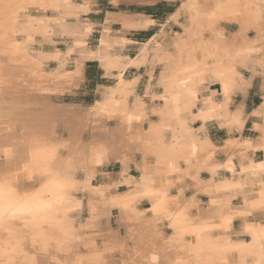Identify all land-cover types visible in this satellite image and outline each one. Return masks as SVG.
<instances>
[{
	"label": "bare ground",
	"instance_id": "bare-ground-1",
	"mask_svg": "<svg viewBox=\"0 0 264 264\" xmlns=\"http://www.w3.org/2000/svg\"><path fill=\"white\" fill-rule=\"evenodd\" d=\"M91 1L14 0L21 5L41 4L49 7L17 10L11 14L10 21L5 20L0 12V80H6L5 85L0 87V148L13 146L17 150L16 159H0V175L20 168L26 159L23 142L31 132H54L55 139L66 144L61 155L66 160L71 158L73 169L80 166L82 154L88 155L87 167L93 169L90 185L98 191L81 194L90 195L93 201H100L91 205L99 211L93 214L90 201L81 200L86 211L82 218H79V210L74 214L77 219L73 227L77 232L73 236L79 237V240L73 239L70 245L72 251H59L53 247L43 252L37 248L35 259L45 264H58L60 260L90 264V258L99 254L108 264H179L188 259V253L179 249L185 244H195L196 236L190 233L181 238L176 228L165 227L169 224L168 220H157L156 214L150 211L156 197L142 195L146 187L140 179L144 175L145 156L148 157L152 175L163 174L168 179L175 177L183 185V191L177 184L168 187L167 191L170 197L191 201L189 212L194 220L199 217L200 220L219 223L218 216H209L204 210L227 204L240 207L244 204L245 195L250 199H259L264 187V171L260 169V165L264 164V115L259 114L264 108V98L251 110V115L257 113L253 115V126L257 131L252 138L241 135L245 124L244 99L233 105L236 90L244 84L239 64L247 61L251 47L227 54L229 48L225 52L217 42L225 35L222 23L237 22L239 33L255 32L253 38L249 37V44L256 47L255 42L264 36L258 22L260 8L244 5L258 6L264 0H184L171 17L174 21L183 18L182 27L188 38L183 37L185 33L181 36L179 32L173 36L167 21L145 41L134 58L124 53L127 39L123 32L126 28L147 27L148 18L125 11H108L97 45L88 47L83 40L90 33V25H84L81 16L90 10ZM205 2L210 5L207 9L192 7ZM53 4L56 5L55 9L51 7ZM217 5L229 7L217 10ZM235 5L238 6L232 7ZM116 23L119 27L112 29ZM165 27L167 31L163 30ZM202 30H209L215 37V43H203L199 39ZM52 34L65 42L64 50L50 41ZM69 40L72 42L69 43ZM47 41L50 44L45 46L43 43ZM35 42L39 43V49L33 48ZM259 50L260 54L256 57L261 68L264 45ZM70 59L76 62L73 71L65 70ZM86 59L98 61L104 76L114 78L115 83L104 87L100 99L91 106L52 101L55 94L75 85L82 62ZM50 63L56 64L53 70H49ZM149 64L160 67L157 80L153 83V74L148 72L150 77L144 96L137 97L131 105L130 99L139 76L134 74L131 78H125V74L129 69ZM203 65H207V68ZM186 69L192 72H186ZM230 69H235V73ZM233 80L238 82L234 86L231 83ZM208 83L218 84L219 87L204 94L203 89ZM225 83L229 84L227 96ZM262 85L264 88V80ZM143 97L150 100L148 111ZM109 113H112L111 117ZM129 116L139 119H133L129 125ZM196 121L200 122L198 127L194 126ZM209 123L227 129L228 136L222 145H217L205 133ZM234 130L239 135L233 134ZM94 139L103 140L109 148L110 158L99 165L91 162L90 145ZM219 151L223 153V158L219 157ZM258 151L263 152L261 160L256 158ZM115 163L120 165L119 175L114 178L108 174L106 180L93 183L100 169ZM129 164L138 170L137 177L127 173ZM205 164L208 166L202 167ZM253 168L255 171H252ZM73 175L82 180L88 174L74 170ZM16 181L20 192H30L39 187L42 178L30 180L28 174L21 171ZM120 184L125 187L124 191L119 190ZM233 184L238 187L230 186ZM217 187L220 188L218 193L215 191ZM77 194L74 193L80 199L81 196ZM203 196L207 197L205 205L201 204ZM239 197L241 202L236 205L234 201ZM213 199L217 200V204H212ZM142 200H147L149 206L140 208ZM125 204L127 207L123 206ZM112 218H115L114 224ZM238 219L240 228L235 230L234 223ZM242 226L240 218H235L228 226V231L232 233L228 238L234 243L244 241L243 235H236ZM219 235L220 231L214 230L201 237L204 241L201 264H209L212 259L232 258L250 264L260 259L250 250H239L234 257L232 253L226 256L224 252L216 250L213 242V238ZM89 244L96 247L90 248ZM16 255L20 256V264H30L32 261V253L27 257L19 253Z\"/></svg>",
	"mask_w": 264,
	"mask_h": 264
},
{
	"label": "snow or ice",
	"instance_id": "snow-or-ice-1",
	"mask_svg": "<svg viewBox=\"0 0 264 264\" xmlns=\"http://www.w3.org/2000/svg\"><path fill=\"white\" fill-rule=\"evenodd\" d=\"M163 3V0H160ZM171 6V5H169ZM238 5L232 6L237 7ZM49 5L41 4H32V5H21L14 2V0H0V12L3 13L5 20L10 21L12 19L13 13L17 10L27 11L29 8L39 10L41 8H47ZM52 8H56V5H51ZM197 9L203 8L207 9L210 5L205 2L203 5H194ZM226 5H217V10L225 9ZM244 7L254 8L259 7L260 12L258 15V22L261 27L264 28V2L257 5L245 4ZM142 24L145 21H141ZM160 23L163 24V18H160ZM149 34L157 30V17L152 16L147 21ZM168 27H171V21L168 22ZM167 31V27L163 29ZM200 40L204 39L203 33L199 36ZM151 43V42H149ZM261 68H264V59L261 60ZM207 68V65H203ZM186 72L191 73V69H186ZM232 73H235V69L229 70ZM204 73H197V75H203ZM217 75L223 76L224 73H218ZM255 77H260L264 80V71L256 72L253 70V76L250 79ZM186 82V81H185ZM6 80H0V87L4 86ZM232 85L234 86L237 81L233 80ZM225 95H228L229 84L225 83ZM257 113H253L256 115ZM260 115H264V108L259 112ZM111 117L112 113L108 114ZM133 119H139V117H128L129 125ZM32 136L43 137L47 140L55 138L54 132L51 131H41L35 130L29 134L27 139ZM27 139L23 142L24 145L27 142ZM91 149V162L94 164H102L106 158H110L109 148L103 140L94 139L90 145ZM195 154V153H193ZM83 158L80 162V166L73 171H80L87 173V178L78 180L75 178L74 183L64 185L65 188H71L73 194L68 196L67 199L63 196L60 197V201L65 203L67 206L63 209L61 213L51 215V216H42L37 217L33 216L31 219H24L18 217L16 212L9 214L7 218L4 217L3 212L0 211V264H20V256L16 255L19 253L22 256H29L32 253V264H45L44 261L35 259V253L37 248L40 251L47 252L49 249L55 247L59 251L71 252L72 248L70 247L73 239L79 240V237L73 236L77 229L73 227L76 223L77 217L74 214L77 211H80V217L82 218L83 213L86 211L81 204V200L90 201L91 212L97 214L99 209L92 207L93 204H99L100 201H93L90 195L81 196L80 199H77L74 193H89L97 192L98 189L92 188L90 185L91 181V171L87 167L89 163V157L86 153L82 154ZM65 158L60 155L57 157L54 167L58 171L67 176L69 174V169L65 167ZM71 161V158L67 159ZM231 163V161H229ZM205 164L202 167H207ZM260 169L264 171V164L260 165ZM234 171V169H233ZM252 171H255L253 168ZM28 179H33L36 177L40 179L41 176L39 172L35 174L32 171H28ZM141 181L146 185L142 195L144 197L155 196L156 200L153 202L150 211L156 214V219L164 218L169 221V224L165 227H174L179 232L180 237L183 238L188 234H194L196 236L195 244H185L183 248L179 249L180 251L188 253V259L186 261L179 262V264H201L200 254L202 251V241L201 237L206 233H211L214 230H219L221 235L213 238V242L216 245V250L224 252L227 256L228 253H232L234 257L235 253L239 250H250L254 255H258L260 259L258 261L253 260L250 264H264V187L259 194V199H250L247 195L244 196V204L240 207H236L233 204L227 205H218L214 209H205V213L212 217H219L220 222L215 223L214 220H200L197 217L195 220L189 212V207L191 201L187 198H177L170 197L167 191L168 187H171L173 184H177L181 187L183 191V185L179 181L172 177L168 179L165 175H152L150 173V165L148 163V157L145 156V169L144 175L141 176ZM264 179V177H262ZM42 183V181H41ZM43 187H47V184H43ZM232 187H238V185H230ZM158 189V190H154ZM215 191L220 192V188L217 187ZM106 198V197H105ZM192 200H195V196L192 197ZM113 203H116L113 201ZM212 204H217V200L213 199ZM127 207V204L123 205ZM73 214V215H70ZM235 218H240L243 222V226L240 232L236 233L237 236L243 235L244 241L239 243H234L228 237L232 234L228 231V226L233 223ZM199 220L197 223L196 221ZM16 222H19L17 224ZM83 225L81 226V230ZM250 238V243L248 239ZM222 241V242H221ZM83 243H88L84 241ZM90 248L96 247L95 245L89 244ZM108 247V245H105ZM258 249V251H257ZM155 259V257L153 258ZM58 264H72L70 260H60ZM90 264H108L107 261L103 260L99 254H95L90 258ZM209 264H249L248 261L237 262L234 258L232 259H221L219 261L212 259L209 261Z\"/></svg>",
	"mask_w": 264,
	"mask_h": 264
},
{
	"label": "rangeland",
	"instance_id": "rangeland-1",
	"mask_svg": "<svg viewBox=\"0 0 264 264\" xmlns=\"http://www.w3.org/2000/svg\"><path fill=\"white\" fill-rule=\"evenodd\" d=\"M111 1L113 3H116L118 0H111ZM73 2L79 3V2H84V0H73ZM183 3H184V0H174L172 2L173 7L177 10L182 6ZM133 9H134V7L129 6L128 4H119V5L118 4L117 5L111 4L110 0H92L90 10L81 16V21L83 22V24L84 25L85 24L90 25V27H89L90 33L87 36V38L83 40L84 44L88 47H94L97 45V41H98L97 39L100 37L101 30L103 27L102 25H103L106 13L108 11H129V10H133ZM90 20L97 22V24L95 26H93L92 23L88 22ZM182 21H183V18H180L178 21H175L172 24V26L170 28L171 34L173 36H175L179 32V35H181V36L184 35L183 36L184 38H188V34L183 31L184 29L182 27ZM165 22L166 21L163 18V23H165ZM160 26H161V23H160V19H159L157 22V25H156L157 30L153 31L152 35L156 34L159 31ZM118 27H119V25L114 24V25H112L111 28L117 29ZM222 28L225 30V35L223 36V39L221 41L217 42V44L221 48V50L225 51L226 48L227 49L229 48V50L226 49L228 52L225 51V52H227V54H229L230 52H235L238 50L240 51V50L246 49L248 47H251L250 48L251 52L249 51V57L247 58V61L245 60L244 62H241L239 64L240 71H241L242 76L244 78V84H242V86H240L236 90L233 105H235L236 103H238L239 101H241L243 99L247 100V106H246V109L244 110V117H245L246 123H245L243 131L241 132V135H243L244 138L245 137L246 138H250V137L252 138V137L256 136L257 130L253 126L254 125V117H253V115H251V110L263 100V98H264V90L263 89L264 88H262V86H263L262 85V79L260 77H255L253 79H250V77L253 76V70H255L256 72H261V68L257 63V57L256 56L258 53L260 54L259 49H261L262 45H264V36H263V38H260L261 40L259 39L255 42L254 45L256 47H254V46H251V44H249L250 38H253L255 36V32L253 30L252 31L250 30L247 34H241V33H239V25L237 22L222 23ZM263 30H264V28H263ZM208 31L202 30V33L204 35V39L202 40L203 43H207V44L213 43V42L215 43V37L213 36V34L210 31H209L210 33H208ZM183 33H185V34H183ZM241 35H242V37H241ZM237 36H238V38H237ZM232 37H234V38H232ZM49 39L51 42L56 44L58 48H60L61 50H64L65 42L63 40L59 39L58 35L52 34ZM241 39L242 40L244 39V40L242 41ZM50 41L44 42L43 44H45V46H47L50 44ZM145 41H139V43H137L135 45L136 50H138V49L140 50V48L143 46ZM246 41H248V42H246ZM71 42L72 41L69 40V43H71ZM221 43L222 44L224 43V44L222 45ZM246 45H248V46H246ZM34 46L35 47H33V48L39 49V43L38 42H35ZM228 46H230V47H228ZM232 47H234V49ZM139 50H138V52H139ZM72 56H74V55H72ZM73 61H74L73 59H70L67 62L66 66H65V70L73 71L76 69L75 68L76 62L75 61L73 62ZM147 66L149 68L148 72L150 74H153V83H154L157 80L156 78H157V74H158L160 67H154L150 64ZM150 66H152V67H150ZM55 67H56L55 63H50L49 70H53ZM153 70H154V72H153ZM145 71H146V68L142 69L141 73L144 74ZM149 73H148V76L143 77L141 79L140 83L138 84V86L135 87L134 95L130 99L131 105H133L135 103V99L137 97L144 96V89H145V86L148 83V79L150 77ZM134 74H137L136 71L133 69H129L125 74V78H131ZM79 75H77L78 79H77V81L74 82V84H75L74 86H72L70 89L65 90L64 92L55 94L52 98V101H54L57 104L60 102L61 104H65V103L66 104H68V103L80 104L84 107L91 106V104L93 102L100 99L101 92L104 89V87H106L108 85H113L115 83V79L112 77L100 78V74H99L98 70H96V69L88 68V70L86 71V78L79 79ZM218 87H219L218 84L208 83L205 85V87L203 89L204 94L209 93L211 89H218ZM143 100L145 101L146 109L148 111L150 109V105H151L150 100L148 97H143ZM258 122L261 123L260 120ZM111 124H114V123L112 122ZM199 124H200V122L196 121L194 126L198 127ZM205 133L219 146L224 143L225 139L228 136L227 129L219 128L215 123L207 124V127L205 129ZM233 134L239 135V132L234 130ZM219 153H220L219 157L223 158L224 157L223 153L221 151H219ZM256 158L258 160L263 159V152L258 151L256 153ZM127 171H128L127 172L128 174H131L135 177H137L139 175L138 170H136V168L133 164H129V166L127 167ZM119 172H120V165L118 163L109 165L107 168H103V169L99 170V173H97L96 177L94 178L93 183L98 184V183L106 180L108 174H112L115 178V176L117 174L119 175ZM79 176H81V173L79 174ZM205 176H207V174H205ZM124 188L125 187L122 184H120L119 190L124 191L125 190ZM77 196H83V194L78 193ZM201 200H202L201 204L205 205L207 202V197L203 196L201 198ZM240 202H241L240 197L234 201V203L236 205H239ZM148 206H149V202L147 200L141 201L140 208H146ZM111 220H112L111 222L114 224L115 218H112ZM238 220H236L234 223V229L235 230L240 228L241 222H240V220L239 221ZM166 231L168 232L167 228H166Z\"/></svg>",
	"mask_w": 264,
	"mask_h": 264
},
{
	"label": "clouds",
	"instance_id": "clouds-1",
	"mask_svg": "<svg viewBox=\"0 0 264 264\" xmlns=\"http://www.w3.org/2000/svg\"><path fill=\"white\" fill-rule=\"evenodd\" d=\"M26 159L17 171L0 175V211L5 218L16 212L18 217L31 219L33 216H51L61 213L67 206L60 201L63 196L65 200L73 194L71 188L64 185L72 184L75 177L72 173L71 161L65 160V167L69 169L67 176L62 175L54 163L66 148L64 142L53 138L47 140L43 137L32 136L25 143ZM17 150L13 146L0 148V159L12 161L16 159ZM39 172L42 183L30 192H20L16 187V176L19 172ZM47 184V187H43ZM32 264V261H30Z\"/></svg>",
	"mask_w": 264,
	"mask_h": 264
},
{
	"label": "crops",
	"instance_id": "crops-1",
	"mask_svg": "<svg viewBox=\"0 0 264 264\" xmlns=\"http://www.w3.org/2000/svg\"><path fill=\"white\" fill-rule=\"evenodd\" d=\"M173 1L174 0H163V4L165 6H161L160 9H158V10L155 9L154 11H152L158 17L157 22L160 18H164L166 22L167 21L169 22V20H170L171 25L175 22L173 20V18L171 17V14L175 13V11H176V9L173 7V4H172ZM110 3L114 4V5L128 4L129 6H133L134 7L133 10H129V11H125V12L127 14L130 13V15H136V16L139 15L143 18L146 17L149 19L153 15L148 14L145 11L140 10L139 8L146 7V6H149V7L155 6V5L160 4L161 2H160V0H118L116 3H113L110 0ZM169 5H171V6H169ZM166 7H172V11L171 12H165ZM88 22L92 23L93 26H95L97 24V22L92 21V20H90ZM116 24L119 25L118 23H116ZM123 35L127 39V42H126L125 48H124V50H125L124 53H126L130 58L131 57L134 58L135 55L137 54L138 50H139V49L136 50L135 45L137 43H139V41H145L146 39L151 37L152 32H151V34H149L148 26L145 28H129V29L126 28L125 31L123 32ZM82 64L83 65H81V73L79 75V79L86 78V71L88 70V68L98 70V72L100 74V78H107L106 76H104V73H103L104 70L102 69V67H100L99 62L96 61L95 59H86L82 62ZM130 68H135V67H130ZM144 68H146V71L144 72V74H142L141 70ZM133 70H135L137 73L135 75L139 76L138 81H137L136 86H135V87H137L138 84L140 83L141 79L145 76H148L149 68L147 65H140L137 69L135 68ZM153 72H154V70H153ZM246 106H247V100H244V110L246 109ZM244 126H245V124H244Z\"/></svg>",
	"mask_w": 264,
	"mask_h": 264
},
{
	"label": "trees",
	"instance_id": "trees-1",
	"mask_svg": "<svg viewBox=\"0 0 264 264\" xmlns=\"http://www.w3.org/2000/svg\"><path fill=\"white\" fill-rule=\"evenodd\" d=\"M161 6H165V5L163 3H160V4L155 5V6H151V7L146 6V7H142L139 9L145 11L148 14H152L153 16L157 17L156 14L152 11H154L155 9H157V10L160 9ZM171 11H172V7H166L165 12H171Z\"/></svg>",
	"mask_w": 264,
	"mask_h": 264
}]
</instances>
